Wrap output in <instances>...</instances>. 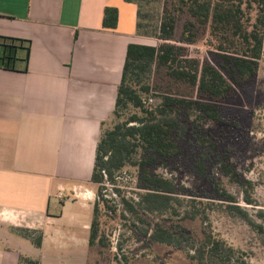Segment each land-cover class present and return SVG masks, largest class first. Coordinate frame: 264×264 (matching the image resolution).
Segmentation results:
<instances>
[{
  "label": "trees",
  "instance_id": "16d2710c",
  "mask_svg": "<svg viewBox=\"0 0 264 264\" xmlns=\"http://www.w3.org/2000/svg\"><path fill=\"white\" fill-rule=\"evenodd\" d=\"M125 1L137 6V34L155 43H132L127 48L111 116L115 123L107 128L106 122L103 125L92 182L116 186L120 174L136 169V196L129 197L116 187L114 191L121 205L120 217L131 222L143 237L185 252L195 264H249L245 252L213 232L211 215L218 212L240 218L262 234L264 224L252 217L223 182L209 174L207 163L213 160L220 165L229 181L242 189L247 206L258 205L256 183L244 178L230 156L222 153L204 122L225 120L218 103L236 86L253 81L259 72L264 50V0ZM117 24L118 10L106 7L103 26L115 29ZM199 42L210 48L218 64L192 51ZM30 50V41L0 36V68L17 70L20 54L25 51L26 71ZM127 111L131 112L122 119ZM186 123H191V132ZM188 133L198 148L195 166L210 180L215 201L197 199L198 195L191 193L192 198L180 197V192L188 193L185 187L156 171L171 163L181 164ZM103 190L99 187L94 203L89 243L109 250L107 236L101 232V202L116 213L118 205H111L114 200L106 199ZM257 216L264 219V211L259 209ZM187 221H199L201 233L188 230L184 225ZM15 231L41 246V230Z\"/></svg>",
  "mask_w": 264,
  "mask_h": 264
},
{
  "label": "crops",
  "instance_id": "0c3cea01",
  "mask_svg": "<svg viewBox=\"0 0 264 264\" xmlns=\"http://www.w3.org/2000/svg\"><path fill=\"white\" fill-rule=\"evenodd\" d=\"M136 24L125 0H0V36L31 43L26 71L25 51L0 68V264H103L89 243L92 174L127 48L153 44ZM18 228L41 230V246Z\"/></svg>",
  "mask_w": 264,
  "mask_h": 264
},
{
  "label": "rangeland",
  "instance_id": "374dc122",
  "mask_svg": "<svg viewBox=\"0 0 264 264\" xmlns=\"http://www.w3.org/2000/svg\"><path fill=\"white\" fill-rule=\"evenodd\" d=\"M254 21L255 13L251 14ZM181 32V28L178 33ZM152 43H155L151 40ZM197 51V55L204 60L218 64L215 55L210 48L199 42L191 47ZM195 54V53H194ZM158 102L159 100H152ZM222 115L225 120L204 122L205 130L212 134L219 142L222 153L228 154L230 160L236 165L241 175L254 181L256 189L254 197L258 201L256 207L247 206L243 202L242 189L229 181L220 169V165L213 160L208 164L209 174H214L236 195L241 205L248 207L252 217L264 224V219L257 216L259 209L264 211V50L263 59L260 64L256 78L243 86H236L235 89L219 103ZM131 111L125 112L122 119H126ZM115 123L114 118L106 122V128ZM191 132V123H186ZM188 133V140L185 142L186 150L181 164L167 167H159L156 171L166 177L174 179L179 185L185 187L188 193L180 192V197L192 198L198 195L197 199L214 200L216 192L208 178L202 176L195 166L194 152L198 148L194 145L195 139ZM136 169H126L117 180L116 186L106 182L96 184L95 200L98 197L99 187H104L103 194L106 199L114 200L111 205L117 203V213L107 209L101 202L103 210L101 216V232H103L110 243V249L104 250L102 254L103 264H195L189 260L185 252L167 245L156 244L143 237L137 228L120 217L121 205L114 187L123 189L127 196H136L137 188ZM191 193V194H190ZM211 228L215 234L225 239L230 245L245 252V261L249 264H264V234L253 229L244 220L232 218L224 213H213L211 215ZM188 230L201 233L199 221L185 222ZM121 245V250L118 246ZM99 251V248L96 247ZM100 253V252H99ZM97 254V253H96ZM124 256L126 259H124ZM116 257L118 259H116Z\"/></svg>",
  "mask_w": 264,
  "mask_h": 264
}]
</instances>
